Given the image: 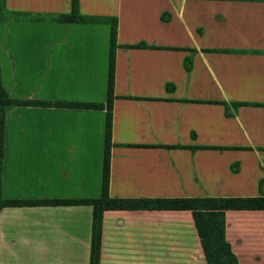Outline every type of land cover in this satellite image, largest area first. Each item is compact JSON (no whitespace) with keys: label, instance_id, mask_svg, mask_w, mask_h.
<instances>
[{"label":"crops","instance_id":"obj_1","mask_svg":"<svg viewBox=\"0 0 264 264\" xmlns=\"http://www.w3.org/2000/svg\"><path fill=\"white\" fill-rule=\"evenodd\" d=\"M77 3L92 21H59L72 0H4L19 17L0 21L3 88L49 106L5 114L3 199L100 196L112 20L109 196L264 195V0ZM91 224L88 205L4 207L0 264H89ZM225 239L238 264H264V213L226 211ZM99 264L206 261L190 211L107 210Z\"/></svg>","mask_w":264,"mask_h":264},{"label":"trees","instance_id":"obj_2","mask_svg":"<svg viewBox=\"0 0 264 264\" xmlns=\"http://www.w3.org/2000/svg\"><path fill=\"white\" fill-rule=\"evenodd\" d=\"M19 17V13H9L5 9L4 0H0V21L8 16ZM60 22L80 23L92 19L79 15L77 0H72V10L69 15L59 16ZM116 47V21L110 22L109 37V62L106 95V117L104 150L102 162V182L100 196L96 199L80 201H10L1 195V176L3 167V148L5 114L10 108L27 106H49V103L34 101H21L9 97L3 88L0 76V210L4 207L33 206L40 204L60 205L79 204L92 207L91 241L89 264H99L101 249V222L102 214L107 210H174L190 211L195 228L200 239L201 248L206 264H238L236 256L231 251L225 239V212L226 211H260L264 213V195L252 198H175V199H115L108 194L109 160L111 150V124L113 102V72L114 51ZM61 108L71 109H104L102 104L66 103L54 104ZM239 104H234L236 108ZM227 109V107H225ZM264 184V179L259 181V187ZM261 189V188H260Z\"/></svg>","mask_w":264,"mask_h":264}]
</instances>
